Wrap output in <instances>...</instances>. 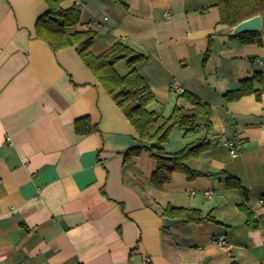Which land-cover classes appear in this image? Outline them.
<instances>
[{
	"label": "crops",
	"instance_id": "1",
	"mask_svg": "<svg viewBox=\"0 0 264 264\" xmlns=\"http://www.w3.org/2000/svg\"><path fill=\"white\" fill-rule=\"evenodd\" d=\"M119 2L62 7L78 6V29L97 33L94 55L123 42L143 56L115 70L143 76L150 110L168 117L175 105L190 108L183 94L210 107V128L183 136L180 149L206 136L211 149L189 166L233 176L246 193L227 190L224 176L175 173L154 186L148 154L124 160L138 135L76 48L53 52L35 36L43 0H0V264H264V91L260 100L224 98L264 75V16L261 44L242 43L218 25L217 0ZM83 117L97 130L79 136L74 122ZM234 140L242 142L236 157L224 146ZM244 198L261 216L256 229L239 210ZM167 206L211 219L168 227ZM219 235L229 251L214 243Z\"/></svg>",
	"mask_w": 264,
	"mask_h": 264
},
{
	"label": "trees",
	"instance_id": "2",
	"mask_svg": "<svg viewBox=\"0 0 264 264\" xmlns=\"http://www.w3.org/2000/svg\"><path fill=\"white\" fill-rule=\"evenodd\" d=\"M62 1L43 0L47 10L36 20L35 36L43 40L53 52L75 47L82 62L127 118L138 135L139 145L127 151L124 160L148 154L156 163L151 174V183L156 187L169 183L175 173L186 176L188 180L200 176H224L227 190L241 191L245 195L246 190L237 178L225 175L224 172L202 174L189 166L190 160L199 158L211 149L212 141L206 136L175 152H167L164 148L174 128H178L183 136L196 131L200 125L209 129L210 107L192 94H183L181 97L190 108L175 105L168 117L150 110L149 106L155 101V97L143 76L135 69L124 75L115 70V65L119 62L126 61L127 65L132 67L142 61L143 56L123 42H116L104 52L94 55L91 49L97 33L91 29L79 30L80 8L76 5L63 8ZM216 7L219 14L218 25L228 29L253 16H264V0H217ZM235 37L242 43L261 44L257 32L241 33ZM206 59L207 54L204 60ZM258 84L262 85L259 89L256 88ZM263 91L264 75L257 73L254 77L242 81L238 90L226 94L224 98L231 102L254 95L260 100ZM96 130L87 117L74 122V131L79 136ZM261 200L264 208V193ZM239 210L246 218V226L251 230L256 229L261 222V216H256L246 198L239 205ZM161 216L180 220L184 224H199L205 219H211L209 215H202L200 210L172 206L164 208ZM230 264L238 263L233 261Z\"/></svg>",
	"mask_w": 264,
	"mask_h": 264
},
{
	"label": "water",
	"instance_id": "3",
	"mask_svg": "<svg viewBox=\"0 0 264 264\" xmlns=\"http://www.w3.org/2000/svg\"><path fill=\"white\" fill-rule=\"evenodd\" d=\"M260 27H261V15H256L230 28V35L236 36L238 34L246 33V32H257L258 30H260ZM177 221L178 220L168 219V218L164 220L166 226L168 227Z\"/></svg>",
	"mask_w": 264,
	"mask_h": 264
},
{
	"label": "built area",
	"instance_id": "4",
	"mask_svg": "<svg viewBox=\"0 0 264 264\" xmlns=\"http://www.w3.org/2000/svg\"><path fill=\"white\" fill-rule=\"evenodd\" d=\"M175 91L178 94L183 93V90L180 88H177ZM224 146L229 150L230 155L232 157H236L241 151L242 142L240 140L225 141ZM214 243L226 251H229V249H230V246L227 242V238L224 235H219V236L215 237Z\"/></svg>",
	"mask_w": 264,
	"mask_h": 264
},
{
	"label": "rangeland",
	"instance_id": "5",
	"mask_svg": "<svg viewBox=\"0 0 264 264\" xmlns=\"http://www.w3.org/2000/svg\"><path fill=\"white\" fill-rule=\"evenodd\" d=\"M126 61H123L119 67H118V70L120 69V67L123 66V64H125ZM190 136H188V139H189ZM184 140L183 138V134L182 132L178 129V128H174L170 134V137L168 139V142L166 146H164V148L167 150V151H174V150H178L180 149L181 147V143L182 141Z\"/></svg>",
	"mask_w": 264,
	"mask_h": 264
}]
</instances>
